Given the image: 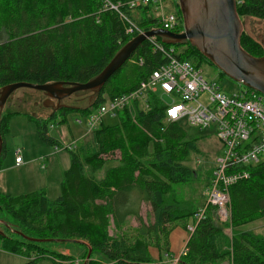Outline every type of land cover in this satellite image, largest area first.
<instances>
[{
	"label": "trees",
	"instance_id": "obj_1",
	"mask_svg": "<svg viewBox=\"0 0 264 264\" xmlns=\"http://www.w3.org/2000/svg\"><path fill=\"white\" fill-rule=\"evenodd\" d=\"M236 3L240 19L249 17L264 23V0ZM125 12L138 28L133 33L125 32L124 21L115 12L100 10L98 0H0V87L20 80H88L103 69L123 44L140 32L160 26L146 6ZM179 16L182 20L180 10ZM39 33H45V47L52 54L56 77H35L34 72L25 71L18 52L10 50L9 43ZM157 40L162 42L160 37ZM162 43L166 48L172 47L176 52L173 55L180 59L196 65L210 63L189 43ZM240 43L254 56L264 53L243 34ZM161 62V54L153 53L146 39L110 76L91 106L80 110L61 108L43 120L26 115L36 123L42 141L59 147L47 135L50 119L60 115L65 120L67 112L73 110L87 113L106 98L133 89ZM81 74L87 75L80 78ZM152 101L148 111L131 105L118 112L115 124L101 122L90 139L76 141L74 147L66 146L70 165L63 172L58 199H50L42 189L18 195L0 192V211L6 213L4 221L8 225L0 234V249L28 257L34 254L36 257L29 264H37V254L45 251L40 244L48 240L88 244L91 253L97 251L102 257L92 260L90 255L88 264H151L149 245L167 252L169 233L176 226L187 227L200 208L179 199L176 189L195 175L183 162L191 150H196V139L188 137L180 124L166 122L162 104L154 98ZM13 113L0 115L2 139L9 131V117ZM4 149L3 141L0 169ZM117 151L116 160L107 158ZM229 192L230 221L221 222L215 208L209 206L189 235L186 252L176 264H264V235L239 229L264 217V161L253 166L250 178L234 184ZM143 204L152 208L153 222L147 223L141 216ZM129 218L138 221L136 232L126 229ZM55 257L57 264H70L68 261L73 259L64 253Z\"/></svg>",
	"mask_w": 264,
	"mask_h": 264
},
{
	"label": "rangeland",
	"instance_id": "obj_2",
	"mask_svg": "<svg viewBox=\"0 0 264 264\" xmlns=\"http://www.w3.org/2000/svg\"><path fill=\"white\" fill-rule=\"evenodd\" d=\"M163 7L165 12L179 14L177 0H164ZM241 22L243 26L241 34L245 38H250L256 42L264 50L259 40L264 41V23L249 17L242 18ZM123 26L126 28L127 24L123 22ZM127 29L128 27L125 32ZM45 44V33L33 35L23 41L9 43L10 50L17 51L18 56L22 57L21 62L25 71L34 72L35 77L38 78L44 76L56 77L57 72L53 66L52 54L45 47ZM201 69L203 77L208 81H215L223 92L231 94L238 89L239 82L221 74L210 63H202ZM86 75L81 74L80 78H85ZM42 96L44 95L40 91L31 88H19L13 92L1 110L2 113L15 112L10 115L9 131L3 136L5 152L3 159H1L2 166L0 169V192L2 193L18 195L42 189L50 199H58L61 196L63 172L70 165L66 146L73 141H84L91 138L92 132L88 133L85 125L75 123L74 119L81 116V114L73 110L67 112L65 120L62 119V116L57 115L47 122V135L54 138L59 143V147L42 141L37 134L36 123L26 115H34L40 120H43L44 117L47 118L46 116L49 115L47 113H51V110L44 106L45 101L40 100L43 98ZM161 96L164 102L171 100L169 96ZM84 100L72 95L65 100V103L82 104ZM201 100L205 101L206 97L202 96ZM37 102H40V104ZM45 104H48V102H45ZM102 122L104 125L115 124L117 118L106 116ZM181 126L186 130L188 137L196 139V150H191L187 160L183 162L185 166L195 172V175L186 184L176 186L178 198L201 207L205 204L204 189L210 181L214 159L222 145L215 135L214 128H194L189 126L186 121H183ZM18 148L20 149L19 155L22 162L16 165L15 150ZM118 157V151L107 156L112 160H116L115 158ZM261 159H264V153L261 155ZM141 216L147 223L154 221L150 205L143 204ZM4 219H6V213L0 211V220L4 221ZM188 221L190 222V219ZM0 226L1 230L5 231L6 227L2 223H0ZM126 229L136 232L138 221L129 218ZM239 229L264 235V217H258L242 225ZM228 230H230V227ZM188 234L187 227L176 226L168 235L169 249L167 252H159L156 247L149 245L152 258L151 264H170V258L177 256L182 251ZM40 246L45 251L37 254V264H57L58 258L55 257V254L61 253L68 254L73 258L72 261H68L70 264L89 263V260H87L90 258V256L87 258L88 247L83 242L48 240L41 242ZM90 255L92 260H102L97 251ZM34 257H36L34 254L28 257L0 249V264H29V261ZM104 262H107V260H104Z\"/></svg>",
	"mask_w": 264,
	"mask_h": 264
},
{
	"label": "built area",
	"instance_id": "obj_3",
	"mask_svg": "<svg viewBox=\"0 0 264 264\" xmlns=\"http://www.w3.org/2000/svg\"><path fill=\"white\" fill-rule=\"evenodd\" d=\"M98 1L100 10L115 12L127 24L126 33H133L138 28L132 24L125 10L135 11L144 6L152 10L160 24L159 28L175 31L176 28L183 27L179 14L164 11V0ZM182 30L183 28L180 31ZM148 40L151 51L160 53L163 62L149 71L133 89L106 98L74 121L76 124L85 125L89 133L106 116L116 117L118 112L131 105L137 104L140 109L148 111L154 98L162 104L166 122L181 125L186 121L194 128H214L222 148L214 159L210 181L204 189L205 204L187 225L190 235L204 217L208 206L215 208L221 222H229L230 187L249 179L251 168L264 161L261 159L264 153V94L244 86L241 82L236 91L227 94L215 81H208L203 77L201 65L173 55L176 53L173 48H166L156 36H151ZM142 62L140 57L139 63ZM161 95L169 96L171 100L164 102ZM202 96L206 97L205 101L201 100ZM70 145L74 147L76 141ZM19 153L18 148L15 150L16 165L22 162ZM185 252L186 245L177 256L170 258L169 263L176 264L179 256Z\"/></svg>",
	"mask_w": 264,
	"mask_h": 264
},
{
	"label": "water",
	"instance_id": "obj_4",
	"mask_svg": "<svg viewBox=\"0 0 264 264\" xmlns=\"http://www.w3.org/2000/svg\"><path fill=\"white\" fill-rule=\"evenodd\" d=\"M177 2L183 20L182 31L158 27L138 33L117 50L99 73L86 81L55 80L36 83L20 80L5 84L0 87V115L6 101L19 88H31L42 92L46 97L45 102L56 101L57 103L55 105L51 103V106L44 102L45 107L50 106L51 114L60 108L86 109L95 101L110 76L129 59L143 41L151 36L160 37L162 42L167 44L189 43L223 75L264 94V53L261 56H254L241 46L243 26L237 13L236 0H177ZM259 40L264 47V41ZM71 95L85 99L84 103L72 105L62 103L63 99ZM2 143L0 133V150ZM0 223L8 226L5 221L0 220ZM0 234H4L1 226ZM86 245L88 258L91 248Z\"/></svg>",
	"mask_w": 264,
	"mask_h": 264
},
{
	"label": "flooded vegetation",
	"instance_id": "obj_5",
	"mask_svg": "<svg viewBox=\"0 0 264 264\" xmlns=\"http://www.w3.org/2000/svg\"><path fill=\"white\" fill-rule=\"evenodd\" d=\"M71 96H72V95H71ZM71 96H69V97H71ZM42 97H43V98H41L40 100H41V101H45L46 97H45V96H42ZM69 97L63 99V100H62V103H65V100L68 99ZM37 103L40 104V102H37ZM51 103L55 105L57 102L54 101V100H53L52 102H48V104H49L50 106H51ZM65 104H67V105H72V104H70V103H65ZM50 106H49L48 108L51 110ZM60 109H61V108H60ZM58 110H59V109L55 110L54 112H56V111H58ZM51 112H52V111H51ZM47 114L50 115L51 113L49 112V113H47ZM49 115H48V116H49ZM44 118H45V117H44Z\"/></svg>",
	"mask_w": 264,
	"mask_h": 264
},
{
	"label": "crops",
	"instance_id": "obj_6",
	"mask_svg": "<svg viewBox=\"0 0 264 264\" xmlns=\"http://www.w3.org/2000/svg\"><path fill=\"white\" fill-rule=\"evenodd\" d=\"M1 114H2V112H1ZM188 237H189V234L187 235V237H186V239H185V244H186V242H187V239H188ZM185 244H184V246H185ZM182 250V249H181ZM65 254V253H64ZM68 255V254H67Z\"/></svg>",
	"mask_w": 264,
	"mask_h": 264
}]
</instances>
